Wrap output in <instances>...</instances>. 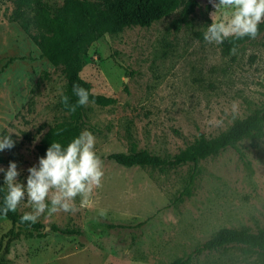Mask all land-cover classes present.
Instances as JSON below:
<instances>
[{
  "label": "rangeland",
  "instance_id": "rangeland-1",
  "mask_svg": "<svg viewBox=\"0 0 264 264\" xmlns=\"http://www.w3.org/2000/svg\"><path fill=\"white\" fill-rule=\"evenodd\" d=\"M60 6L64 0H44ZM188 25H170L180 9L149 27L124 28L91 44L80 76L113 106L85 103L87 124L76 147L78 164L66 178L41 159L36 146L67 114L60 108L64 79L11 20L13 3L0 0V179L18 211L44 228L3 252L11 228L0 217V264H171L224 228L264 225V137L199 162L192 196L177 210L188 166L161 175L102 160L108 143L173 155L195 137H212L264 102V33L223 56L221 36L264 20V0H196ZM168 201V200H167ZM143 222L141 225L138 223ZM128 227L110 229L107 225ZM50 226L80 229L63 235ZM2 258V259H1ZM3 260V261H2ZM189 264H258L239 248L203 253Z\"/></svg>",
  "mask_w": 264,
  "mask_h": 264
},
{
  "label": "trees",
  "instance_id": "trees-1",
  "mask_svg": "<svg viewBox=\"0 0 264 264\" xmlns=\"http://www.w3.org/2000/svg\"><path fill=\"white\" fill-rule=\"evenodd\" d=\"M11 1V20L28 36L40 55L51 66L60 69L65 82L60 108L67 117L46 131L36 146V154L41 159H61L62 165H51L49 170L62 172L64 178L74 170L79 182L84 183L88 176L76 158L81 130L87 124L84 105L91 103L98 107H109L116 103L113 98L92 93L90 83L80 76L86 64L89 47L107 34L114 35L133 26L149 27L180 9L178 17L170 25L171 29L177 32L183 25H188L198 3L196 0H64L60 6H52L44 0ZM215 1L227 3L229 0ZM262 33L264 20L242 33L221 36L219 47L222 55L231 56L236 49ZM263 137L264 102L250 108L244 118L236 119L224 131L212 137H195L173 155L161 156L147 149H140L132 135L127 133L126 152L111 153L101 159L112 161L116 166L125 169L139 168L145 171L155 184L150 172L156 171L166 175L188 166L189 171L182 188L173 197L167 198L168 204L165 208L177 210L179 204L192 196L195 180L200 174L199 162L214 158L228 149H234L248 167V161L237 148V144L243 140ZM0 163H3L1 157ZM0 217L11 224V228L1 239H5L4 254L8 253L11 242L21 236L32 238L39 235L44 228L40 222L18 211L1 179ZM107 227L113 229L128 226L111 224ZM50 229L63 235L81 234L78 228L62 229L50 226ZM229 248H239L247 254H254L257 263L264 264V225L255 231L249 228L220 229L196 247L190 255L171 264H189L192 257Z\"/></svg>",
  "mask_w": 264,
  "mask_h": 264
},
{
  "label": "crops",
  "instance_id": "crops-1",
  "mask_svg": "<svg viewBox=\"0 0 264 264\" xmlns=\"http://www.w3.org/2000/svg\"><path fill=\"white\" fill-rule=\"evenodd\" d=\"M108 145L110 147H112V150L110 151L111 153H125L126 149L124 148L123 145H121L120 143L116 142V143H106L104 146L108 147ZM114 163V162H113ZM124 168V167H121ZM139 169V168H138ZM166 203H168V201L166 200Z\"/></svg>",
  "mask_w": 264,
  "mask_h": 264
}]
</instances>
